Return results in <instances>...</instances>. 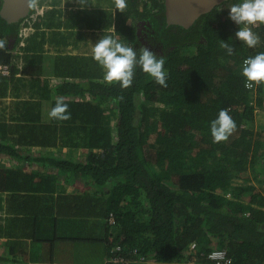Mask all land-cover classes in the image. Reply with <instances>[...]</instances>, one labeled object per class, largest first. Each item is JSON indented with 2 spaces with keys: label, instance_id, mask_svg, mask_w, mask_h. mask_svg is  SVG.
<instances>
[{
  "label": "trees",
  "instance_id": "obj_1",
  "mask_svg": "<svg viewBox=\"0 0 264 264\" xmlns=\"http://www.w3.org/2000/svg\"><path fill=\"white\" fill-rule=\"evenodd\" d=\"M234 2L185 28L167 24L162 0H125L122 9L117 0H34L46 8L30 17L35 30L20 53L21 22L0 13V62L11 70L0 75V152L28 162L34 157L17 146L52 149L35 157L52 168L46 175L0 165L9 237L0 264L83 263L86 255L104 264L135 248L156 264H186L194 243L205 254L226 249L232 264H264V126H253L264 116V82L249 88L241 74L243 59L264 52V25L252 28L253 47L235 39ZM86 29L164 56L166 86L139 66L128 87L104 81L92 51H65ZM61 97L66 120L49 116ZM221 109L236 127L214 142L210 124ZM250 169L261 186L233 184Z\"/></svg>",
  "mask_w": 264,
  "mask_h": 264
},
{
  "label": "clouds",
  "instance_id": "obj_2",
  "mask_svg": "<svg viewBox=\"0 0 264 264\" xmlns=\"http://www.w3.org/2000/svg\"><path fill=\"white\" fill-rule=\"evenodd\" d=\"M81 3H83V0H81ZM43 7L44 6L35 7L34 5L32 14L21 21L19 34L21 38L20 45H24L25 39L35 30L32 21H29L30 17L34 19L37 15L44 14L45 9L42 13H36L35 11ZM117 7L120 9L124 8L125 0H117ZM228 9L230 20L238 26L235 32V39L243 42L248 47L257 45L259 37L253 32L252 28L257 24L264 25V0H235ZM25 27L30 29L27 31V36L23 37L21 33ZM222 41V47L227 50L228 55H231L233 53V47L228 42ZM91 55L92 59L101 67L104 81L109 84L119 83L121 87L130 86L133 83L135 70L137 66H139L140 70L153 78L156 83L166 86L167 72L164 67L165 58L162 55L157 56V54L148 47L142 46L139 51H137L130 42L121 41L114 38L112 35L104 34L93 44ZM241 74L245 78L246 86L253 85L255 87L257 84L264 82V52L243 59ZM67 109L68 105L63 102V98H57L55 105L49 112V116L56 120H66L71 115ZM235 127L236 122L231 117L228 110L221 109L217 117L213 119L210 124L213 141L221 142L228 139ZM215 249L222 248H213L205 254L203 252H198L195 243L191 244L187 250L186 264H191L194 259L198 261V264H207L208 262L214 264L207 256ZM141 256L145 257V255L140 252L132 255V257L136 259H139ZM139 263L152 264L153 260H147L145 257V261Z\"/></svg>",
  "mask_w": 264,
  "mask_h": 264
},
{
  "label": "water",
  "instance_id": "obj_3",
  "mask_svg": "<svg viewBox=\"0 0 264 264\" xmlns=\"http://www.w3.org/2000/svg\"><path fill=\"white\" fill-rule=\"evenodd\" d=\"M229 0H163L168 25L185 28L198 18ZM34 9V0H2L1 15L8 22L17 24L28 18Z\"/></svg>",
  "mask_w": 264,
  "mask_h": 264
},
{
  "label": "crops",
  "instance_id": "obj_4",
  "mask_svg": "<svg viewBox=\"0 0 264 264\" xmlns=\"http://www.w3.org/2000/svg\"><path fill=\"white\" fill-rule=\"evenodd\" d=\"M69 1L70 2H77V0H69ZM65 2H67V0H65ZM63 8H65V7H63ZM80 41H82V40H80ZM45 47H46V50H50V49L54 48V46L51 43H46ZM67 50H69V47L67 49H65V51H67ZM15 51H16V53L22 52L20 44H18V46L15 47ZM52 52L53 51H50V52H48V54L52 55ZM53 54H54V52H53ZM45 63H47V62H45ZM46 70L48 71V73H51L50 69H46ZM51 78H54V77H51ZM61 80H62V78H56L55 79L56 82H60ZM10 100H11L10 97L6 98V101H10ZM0 118L3 119V113L0 115ZM17 149L19 151V154H22L23 156L27 155L28 157L30 156V157H34V158H31L28 160V162H25V161H23V158L13 157V156L7 155L3 152H0V165L11 163V165L15 164V165L20 167L23 163H25V164H27L25 167L27 168L28 171H38L44 175H46L49 171H52V168L49 166L48 163L44 165V164L37 163L38 160L37 161L35 160L36 159L35 157L37 156V154L39 152H40L39 154H46V153H49V151H51L52 149H45V148H41V147H37V146H17ZM57 176H58L59 181H62V184L64 183L65 186L67 187L68 184H67V182L64 181V178H63L64 174H62V172H59L57 174ZM68 188H69V186H68ZM5 195H6V193L0 192V255H2L3 257H6V259H8L7 257H9V250L7 247V241L9 239V237H8V234H6L7 232H5L3 230L4 229L3 225L5 223V209L3 208L5 206ZM70 251L71 250H69V252ZM62 256H63V254H61V256H59V258L62 259L63 258ZM80 259H81V257H80ZM83 259H84V262H83L84 264H93L90 262L91 260H89L90 258L87 255L85 257H83ZM65 261H62V262L59 261V262H54V263L34 262L32 264H74V263L83 264L82 259L80 260L81 262H74V263L68 262L67 260H65ZM152 264H156V263L153 261ZM191 264H198V261L196 259H194Z\"/></svg>",
  "mask_w": 264,
  "mask_h": 264
},
{
  "label": "built area",
  "instance_id": "obj_5",
  "mask_svg": "<svg viewBox=\"0 0 264 264\" xmlns=\"http://www.w3.org/2000/svg\"><path fill=\"white\" fill-rule=\"evenodd\" d=\"M30 28L25 27L23 29V32L21 33V35L23 37L27 36V31ZM11 74V70H10V65L6 64V63H2L0 62V75L2 76H7ZM248 87H253L252 86H248ZM121 246H117L115 249L113 250H121ZM138 252L137 249H133L132 251H129L130 256L126 257V256H121V255H115L113 257H111L106 263L104 264H136L139 263L141 261H145V257H139V259L133 258L132 255H135ZM214 264H231L232 260L227 256V251L226 250H222V249H215L213 250L211 253H209V255L207 256Z\"/></svg>",
  "mask_w": 264,
  "mask_h": 264
},
{
  "label": "rangeland",
  "instance_id": "obj_6",
  "mask_svg": "<svg viewBox=\"0 0 264 264\" xmlns=\"http://www.w3.org/2000/svg\"><path fill=\"white\" fill-rule=\"evenodd\" d=\"M46 7H43V8H38L36 10V13H42L44 11ZM81 32V31H80ZM85 33H88L86 34V37H85V40L84 41H79L78 43V47L77 48H69L70 51H73V52H91L92 51V47H93V44H95L101 37H102V33L98 30H91V29H86V32ZM91 33H93V36L91 35ZM90 35V36H89ZM93 39H92V37ZM112 103H110L111 105ZM250 126V124H249ZM254 126V129L255 128H258L260 129L261 127L264 126V116H262L261 112L260 113H257V117H256V121H255V124H253ZM257 130V129H256ZM256 171V174L258 177H260L261 175L259 174H262V172L260 173V170L258 169V166L256 167L255 169ZM252 169H250V173H249V179H234L233 180V184H236V185H247V184H253V185H256V186H261L260 182H258L257 180H255V176L254 174L252 173ZM229 196L232 195L231 193L228 194Z\"/></svg>",
  "mask_w": 264,
  "mask_h": 264
},
{
  "label": "flooded vegetation",
  "instance_id": "obj_7",
  "mask_svg": "<svg viewBox=\"0 0 264 264\" xmlns=\"http://www.w3.org/2000/svg\"><path fill=\"white\" fill-rule=\"evenodd\" d=\"M165 21H166V19H165ZM143 23H141V24H144V21H142ZM170 25H173V24H170ZM141 27V28H140ZM139 27V31H138V34L140 35V37H141V39H144L147 35H148V33L150 32V30L148 29V28H145L144 27V25H141ZM152 32H153V30H152ZM141 34H143V36L141 35ZM149 35H151V34H149ZM151 36H153V35H151ZM150 37V36H149ZM151 38V37H150ZM145 42L148 44V45H150V46H152L153 44L152 43H150V41H149V39L146 37V39H145ZM149 42V43H148ZM154 46H156V45H154ZM157 49V48H156ZM158 49H160V48H158Z\"/></svg>",
  "mask_w": 264,
  "mask_h": 264
}]
</instances>
